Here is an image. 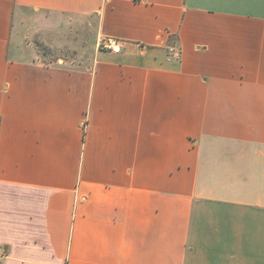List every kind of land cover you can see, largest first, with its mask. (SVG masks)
<instances>
[{"label":"crops","instance_id":"1","mask_svg":"<svg viewBox=\"0 0 264 264\" xmlns=\"http://www.w3.org/2000/svg\"><path fill=\"white\" fill-rule=\"evenodd\" d=\"M19 9L120 50L45 64ZM0 256L264 264V0H0Z\"/></svg>","mask_w":264,"mask_h":264},{"label":"rangeland","instance_id":"2","mask_svg":"<svg viewBox=\"0 0 264 264\" xmlns=\"http://www.w3.org/2000/svg\"><path fill=\"white\" fill-rule=\"evenodd\" d=\"M12 34L16 43L33 52L34 59L85 68L93 65L101 49L98 16L74 15L45 10L19 9L13 17Z\"/></svg>","mask_w":264,"mask_h":264},{"label":"built area","instance_id":"3","mask_svg":"<svg viewBox=\"0 0 264 264\" xmlns=\"http://www.w3.org/2000/svg\"><path fill=\"white\" fill-rule=\"evenodd\" d=\"M97 46L102 49H108L112 52H118L120 50V43L116 39L112 37H100L97 41ZM168 52L170 55V58H178L179 52L175 49L174 46L168 47ZM0 256V261H1Z\"/></svg>","mask_w":264,"mask_h":264}]
</instances>
